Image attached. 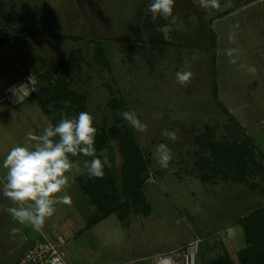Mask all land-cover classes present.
<instances>
[{"label": "rangeland", "instance_id": "rangeland-1", "mask_svg": "<svg viewBox=\"0 0 264 264\" xmlns=\"http://www.w3.org/2000/svg\"><path fill=\"white\" fill-rule=\"evenodd\" d=\"M151 2L0 0V163L11 148L26 143L29 131L41 134L62 114L78 116L81 103L69 99L63 107V98H54L63 95L58 82L85 96L95 122L132 132L130 139L145 159L144 171L132 181L140 182L145 201L134 208L138 199L125 188L126 198L116 202L108 185L112 206L104 199L99 208L106 215L86 227V209L92 216L98 211L77 179L84 182L87 172L75 173L67 189L72 203H57L43 228L65 232L64 240L53 230L49 235L62 244L69 264H213L228 251L237 262L235 251L245 247L239 220L264 207V0H220L219 10L203 9L199 0H175L174 24L171 18L153 21L147 12ZM23 28L29 33L12 32ZM228 48L237 49L235 64L225 54ZM186 65L194 77L181 86L175 74ZM215 79L225 110L213 97ZM10 90L21 97L22 90L31 93L17 102ZM113 99L124 107L111 108ZM126 110L148 125L146 133L135 132L123 119ZM165 129L176 131L177 140L164 137ZM247 135L256 147L243 151L227 145ZM160 143L173 155L167 169L154 158ZM103 153L108 168L125 162L120 146ZM73 162L82 169L81 160ZM117 173L123 180L120 168ZM4 174L0 167V181ZM252 179L261 183L254 192L247 184ZM132 189L135 193L138 186ZM0 206V264H13L17 255L7 253L8 245L23 233L39 232L4 210L15 205L2 194ZM191 242L198 244L192 262L186 248Z\"/></svg>", "mask_w": 264, "mask_h": 264}, {"label": "clouds", "instance_id": "clouds-1", "mask_svg": "<svg viewBox=\"0 0 264 264\" xmlns=\"http://www.w3.org/2000/svg\"><path fill=\"white\" fill-rule=\"evenodd\" d=\"M174 5L175 0H152L147 12L151 13L153 21L157 17L166 20L171 18V23L174 24ZM199 6L203 9L221 8L220 0H199ZM228 40L229 43L235 42V32L229 33ZM236 52L235 48L225 50L232 64L237 62L234 56ZM187 67L186 65L184 70L175 74L176 81L181 86L190 83L194 77V73L187 70ZM247 70L252 73L256 71L251 66ZM10 91H13L17 102L22 101L20 94L15 90ZM121 116L135 131L147 132L148 125L137 117L135 111H123ZM96 135L94 117L87 111L80 112L74 118L62 114V118L55 126L49 121L41 134L29 131L25 137L26 143L11 148L0 163V167L5 170L3 180L0 181L2 183L0 194L15 205L4 210L21 225L31 226L37 232L42 231L46 220L53 217L57 203H72L67 189L75 182L76 172L83 170L87 172L89 178H103L107 157L105 156L104 160L100 158L104 155L103 152L100 156L97 155L94 146ZM162 135L172 141L178 138L176 131L167 129L163 130ZM81 154L92 157L90 161L83 162L82 169L79 163H74L70 159V156L77 157ZM153 154L161 168L169 167L173 155L167 144H158ZM61 193L63 195H60ZM12 231L15 233L16 229Z\"/></svg>", "mask_w": 264, "mask_h": 264}, {"label": "trees", "instance_id": "trees-1", "mask_svg": "<svg viewBox=\"0 0 264 264\" xmlns=\"http://www.w3.org/2000/svg\"><path fill=\"white\" fill-rule=\"evenodd\" d=\"M12 32L13 33L24 32L27 34L29 33V31L24 28L23 29H13ZM211 32L213 35V41L217 45L218 44L217 34L214 31H211ZM3 34H8V32H3ZM2 43H5V42L3 41ZM97 55H98L97 57L100 60V57H101L100 50ZM214 74H215V71H214ZM56 85L60 86L63 92L61 93L60 90L57 89L55 94L60 92V94H63V95H58V97H54V98L57 99L59 98V96H61L64 99V100L63 99L60 100L63 102V105H62L63 107L66 106L64 104L65 101L72 99L76 102V104L81 103L79 112L87 111L90 113V111H88L87 108L85 107V104H84L85 96L84 95H80L71 89H67L68 85L62 84V82H58L56 83ZM41 88L42 87H40V89ZM213 97L216 101H218V104L221 107H223V109L225 110L226 106L219 100V87H218L216 79L214 81ZM46 100L47 98L45 99V106H46ZM109 106L117 110L120 107L121 108L124 107L123 102L122 101L119 102V100H116V99L111 100L109 102ZM68 115L69 114L67 113V116ZM229 116H230V120L233 121L235 125L241 128V125L239 124V122L237 120L235 121V116L232 113H230ZM61 118L62 116L59 115L56 121L52 123L53 126H55L60 121ZM94 126L97 128V135L95 138V145H94L97 150V155L100 156V153L103 152L105 149L109 148L113 150L114 148L120 146L121 150L123 151V156H125V162L122 164V166L118 167L117 165H115L113 166V168H108V166L105 163L104 178L106 179L89 178L87 173H86L87 177L84 182L82 181L81 177L77 178L80 181V184L83 188L82 194L86 197L87 203H89V205H93L98 211L95 215L92 216L90 214L91 213L90 207L86 209L88 213V217H90V219L89 221L86 222L85 227L88 226V224L94 223L95 221H98L99 219H101V216L106 215L103 209L99 208L101 204L109 202L107 203V206L109 205L108 208L112 206V205L110 206V201H109L110 198L112 197H110L107 192L108 185L110 188H112L113 191H115L114 197L118 198L116 202L120 201L121 199L126 198V196H124L126 193L125 188L130 193L131 199H132V196L138 199V201L136 200L134 201L136 202L133 205L134 208L137 207L138 204H141L142 201H145V199H143L140 196V193H142L141 188H140L141 185H138L140 182L138 181L132 184V181L135 182V180L140 177V174L142 173L141 170L144 171L143 167L145 166V159L143 158L140 149L135 144H133L134 142L133 139H130L131 138L130 135L132 134V132L129 131V132L123 133L121 132V130L115 129V128L106 129L105 128L106 126L104 124H98L95 121H94ZM227 145H229L230 148H233V150H235L238 146H240L242 150L243 148H248L251 146L256 147L255 141L251 138L250 135H247L246 137L244 136V138L241 140H237V139L232 140L231 142H228ZM250 154L251 153L249 151V155ZM100 158L103 160V156H100ZM70 159L72 161L79 159L83 163L85 160L90 161L92 157H86L81 154L77 157L70 156ZM205 161L206 160H203V162ZM119 168L121 169L123 180H120V176L117 173V169ZM244 182H247V181L245 180ZM134 185L138 186V190H136L135 193H133V189H132L133 187H135ZM116 198H113V199H116ZM104 199H106L107 201ZM116 209L118 208H112V211H115ZM109 212H110V209H107L106 213H109ZM239 225H241L244 231L245 247L239 250L238 252L235 251V257L237 259V262L234 261V258L228 251L225 259H222V258L214 259L213 261H211L213 264H216V263H219V264H264V251H263L264 250V207L258 206L255 209L250 210L249 213H247L242 218H240Z\"/></svg>", "mask_w": 264, "mask_h": 264}, {"label": "built area", "instance_id": "built-area-1", "mask_svg": "<svg viewBox=\"0 0 264 264\" xmlns=\"http://www.w3.org/2000/svg\"><path fill=\"white\" fill-rule=\"evenodd\" d=\"M21 92L22 94L26 95L25 97H27L31 93V91L25 92V90H22ZM5 93H7V90L5 91ZM186 246L189 252L190 260L192 262L197 252L198 244L197 242H191L189 243V245L187 244ZM20 264H69V263L65 259L61 251V246L54 243L45 236H43L42 238H37L33 242V244L28 249L25 250L24 254L21 257Z\"/></svg>", "mask_w": 264, "mask_h": 264}, {"label": "crops", "instance_id": "crops-1", "mask_svg": "<svg viewBox=\"0 0 264 264\" xmlns=\"http://www.w3.org/2000/svg\"><path fill=\"white\" fill-rule=\"evenodd\" d=\"M164 42V41H163ZM1 87V86H0ZM3 87V86H2ZM261 181V180H260ZM260 182H256L255 180H251L250 182H247V184L252 188V192L256 191L257 188L260 187ZM259 206V205H258ZM257 206V207H258ZM255 208V207H254ZM53 230V232H58L59 233V239L60 240H64V239H67L63 234L60 233V231H58L57 229H51L49 228V230L47 231H40L38 234H36V236H33V235H28L26 233H23L22 234V238L20 237H16L14 240H13V243L9 244L8 247H7V253L9 252V255H17V259L15 260V262L13 264H18V261L20 260L19 258L22 256V254L24 253V251L29 248V245L34 241L36 240L37 238H42L43 236H45L46 238L50 239L51 241H53L54 243L58 244L59 246H62V244H59L57 243V241L53 238H51V236L49 235V232ZM48 232V233H47ZM57 233V234H58ZM6 253V254H7ZM12 262V261H11Z\"/></svg>", "mask_w": 264, "mask_h": 264}, {"label": "bare ground", "instance_id": "bare-ground-1", "mask_svg": "<svg viewBox=\"0 0 264 264\" xmlns=\"http://www.w3.org/2000/svg\"><path fill=\"white\" fill-rule=\"evenodd\" d=\"M165 261V260H164ZM164 263L166 264H170V261L169 260H166Z\"/></svg>", "mask_w": 264, "mask_h": 264}]
</instances>
